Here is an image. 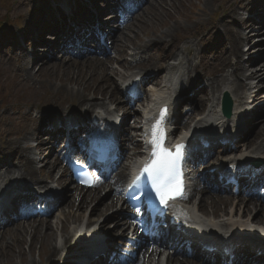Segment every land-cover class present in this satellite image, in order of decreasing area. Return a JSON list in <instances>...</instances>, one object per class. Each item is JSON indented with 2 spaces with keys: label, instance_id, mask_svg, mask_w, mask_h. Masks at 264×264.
<instances>
[{
  "label": "bare ground",
  "instance_id": "6f19581e",
  "mask_svg": "<svg viewBox=\"0 0 264 264\" xmlns=\"http://www.w3.org/2000/svg\"><path fill=\"white\" fill-rule=\"evenodd\" d=\"M181 1L147 0L146 4H148V7H146L145 10H142L147 14L141 19L140 25L137 28V33L133 38H131V35L127 36V32L131 31V24L134 19L122 29H118V27L115 28L114 25L111 26L112 30L108 34L109 39L113 40L116 52L121 54L120 61L122 62L123 67H125L124 63H126L122 57V55L126 53L124 50H128L130 46L137 47V44L140 43L139 39L142 35H144L145 31L150 27V24L153 21L160 20L163 15H168L170 18H175V14L179 10L177 3ZM206 2L209 4V0H206ZM152 3H155V5H152ZM30 4V0L26 2L25 0H19L18 2L14 3V6H16V8L21 12L26 13ZM61 5L66 6V3L62 2ZM225 9L229 12L227 15L228 18L233 22V26L236 27L233 29L230 27V25L226 24L224 20L221 23V28L226 32V36L231 39L232 45L230 50L227 52V57L224 60L223 68L221 69L220 73H225V69L227 68H231L233 72L230 74V76L222 75L221 79L213 78L210 94L208 93V89H201L203 93L198 95L197 98L204 109L206 101L211 103V111L208 116L204 117L198 122L200 126H194L192 133L194 136L200 134L199 128L203 127L204 124L209 125L210 118L214 119L212 123H215V118L219 119V126L222 123H224V125L229 124V122L225 120L226 117L219 113L220 99L224 91H228L234 100H237H235L236 105L233 114V119L237 122L238 119H243L245 117L244 115L242 116L241 109L247 107V100H253L254 102L256 99H258V93L255 92V89L258 88L255 87L256 84H246L240 81V79H244L246 81H257V85L263 84L262 77H264V67L261 68L260 66L256 65L259 62H264V54L257 58L250 67L244 65L241 60L246 56V53L245 56L243 55L244 48H249L250 51H256L257 47L264 45V38L259 39L262 37V34H264V20H259L257 24H255L257 26L260 24L259 30H255L257 28L255 27L254 23L251 24L252 21L247 22L246 19L240 18V14L237 11L238 9L236 8L235 3L227 6ZM85 14L89 15L90 13L86 12ZM138 17H140V14L136 15V19ZM191 19L192 17L189 16L187 21L190 22ZM115 21V19L112 20L110 24H113ZM195 25H200V23L197 21L195 22ZM216 26L217 25L214 22L209 28ZM245 27H248L247 30H251L248 34H244V32L247 31H244ZM185 31L190 33L191 28L185 26L183 23L176 22L173 26H168L167 30L163 33L157 34L156 32H152L148 42L140 43L138 48H135L138 53L145 52L147 54V62L153 67L151 69H156L154 64L159 62L162 67L165 63H167V67L163 72V76H165L164 78L167 84L170 83L172 85V82L174 81L173 77L177 76L176 72L179 69L184 72L183 75L179 76L180 80H184L186 76L188 77L192 73H198V66L200 67V63H197L199 62L200 56V37H192L191 34L189 39L194 38L195 41H198V44L186 42L189 40L187 39L184 43V48L179 50L180 54H182L183 51H186V53L192 57V60L185 63V60L181 58L182 55L179 54L175 56V51L178 50L176 45L180 41L178 35L185 33ZM166 39H169V41H166ZM254 41L255 43L253 44ZM11 42L12 41L9 40L7 43ZM54 45L55 44H52L51 49L56 48ZM150 48H158V52L168 49L169 53H167L164 57H157L155 55L156 52L148 50ZM17 51L21 52V56H19L17 61L24 63L20 69H17V78L21 84H30L31 87L36 86L32 89L33 95L37 96V98L33 100V103L36 107L40 108L44 104H53V102H59L61 104L60 106L71 105L85 109L87 113L83 112L80 115L84 119L93 115L104 117L110 115L114 116L115 118L118 117L116 114V109L113 110L112 105L118 100L122 102L123 99L120 94L115 93L112 90V88H115L114 83L106 75L107 72L110 71V69L107 68L109 59L106 61L88 59L83 60L85 62L82 63H76L74 61H67L63 59V62L67 63L65 66L57 63L46 65L42 67L36 74H33L28 70L27 58L25 53L22 51V47ZM168 60L174 62L177 61L176 63H178V65H169L167 62ZM3 64L4 62L0 61V66ZM97 73H100V75H98V79L96 77ZM101 73L104 74L103 77L101 76ZM113 73H115L117 76L119 75L117 74L118 72L113 71ZM259 76L261 77L258 78ZM105 78L111 82H108V80ZM231 78H234L232 81V87L234 88L233 91L229 87V80ZM155 79L150 80L148 83L155 81ZM95 81L98 84L93 85ZM20 83H18L19 85H17V87L23 88ZM156 83L159 85V80H156ZM91 88L106 95L101 96L103 101L94 102V97H88L86 94H84L85 92H89ZM168 92V87L163 90H155L152 92V98L150 100L152 103L149 106L144 107V114L141 116L142 120L154 115L155 112L153 111V108L157 100H159L158 102L161 101L160 96L161 99L165 101L164 103H167V100L169 101ZM10 119L11 118L5 116L3 117L2 122ZM50 120H53V118L50 117L49 122H51ZM188 121L189 120H186L184 122V127H187L190 130V126H187ZM29 123L34 126L35 120L29 117ZM111 131L112 130H110V132ZM137 131L140 134L139 137H141L143 134V127H138ZM185 135L187 136L186 132ZM32 137H36V133L22 135L15 141L11 139L0 145V155L2 154V151L5 153L6 151H10L12 155L10 156V161L8 157H4L0 160V165H2L1 173H3L4 176V178L1 176L0 180L7 179V181L10 182L13 179L15 183L18 184L15 187L16 189L21 186L20 183H31L34 186L38 185L40 187H47V184H45L47 181H53L58 186L65 187V172L63 171L62 167L58 166L56 163L52 165V169L50 170H48L47 167L42 171L37 170L36 167L38 161L36 154L29 146L23 147V141L29 140ZM183 138L186 139L184 136ZM252 140L253 142L251 143H254L253 145H255V143L259 144L253 148L252 152L240 155V158H247L248 156H253L254 154L259 155L264 153V122L258 127L255 134L252 135L251 141ZM46 148L48 147L44 146L43 144L38 146L40 155H43V152ZM12 159L16 160L15 166L11 165ZM57 169H59L58 174H61L59 176L54 175ZM120 179H122V176L117 178V180ZM7 181L5 182L8 183ZM10 183L12 184V182ZM23 187L28 188L26 185H23ZM103 193H109L110 195L108 194L107 197L109 196L108 198L111 199L114 196V199L109 200L108 204L102 199L93 209L92 214L88 215L86 213H89V209H87L88 203L96 202L100 196L103 195ZM116 194L117 192L110 186H102L99 192L88 195L84 194L83 196L82 194H79V192H75L71 194L70 197L67 196L68 199L64 203V206L69 209L76 207V195H78L77 197L79 205L77 206V210L74 211L75 213L72 215H67V219L64 223L59 224L56 227H52L50 222L43 224L34 223L33 225H28L31 224L28 223L23 225L25 227L22 228L17 226L14 228V230L18 231L19 236L15 238L11 237L9 241H3L6 237V234H3L0 241V264H49L50 262L51 264L70 263L75 253H73L70 257L65 256L67 250L71 244L75 242L76 238L80 242L84 240H93L97 236L94 234L96 230L99 236H105L104 229L107 228L103 224L99 223V220L101 217H103L104 213L106 215L109 214L113 209H116L118 203L123 202V200L116 198ZM195 194L196 191L193 194V198H191V202L194 205L189 203L186 221L189 227L199 228L204 226V229L207 233L203 234L204 236L210 235V233L216 229H225L240 233L252 232L254 234L264 235V217L262 216V210L258 211L255 208L252 209L250 208L251 206L247 205L248 203L245 205L244 202L241 201H232V199H230V201L227 200V197H219L218 195L211 194L209 192H206V195L202 197L198 194L195 196ZM196 198L200 200L194 202L193 200ZM115 199L116 203H114ZM253 211H256L255 215H252ZM204 215L208 217H205ZM216 217L218 218L216 219ZM111 225H113L111 228V231H113L119 227L120 223L118 224L117 222H113L111 220ZM27 236L30 238L29 243H27ZM59 238L60 243H58ZM26 244H28L29 247L28 252L24 250V246ZM37 246L40 247L38 252L40 262H37L33 258V254L37 250ZM155 257L156 253L149 256V260H151L150 264H154L152 262ZM17 260L19 262H17ZM177 261V259L171 260L169 257L167 264H194L192 261H184L181 263ZM260 262H262V260ZM155 264H162V262L158 261Z\"/></svg>",
  "mask_w": 264,
  "mask_h": 264
},
{
  "label": "rangeland",
  "instance_id": "374dc122",
  "mask_svg": "<svg viewBox=\"0 0 264 264\" xmlns=\"http://www.w3.org/2000/svg\"><path fill=\"white\" fill-rule=\"evenodd\" d=\"M19 0H0V36H4L7 31H10L11 33H15L20 31L21 28L25 27L26 30H29L32 28V24L30 25L28 24V15L27 12L26 14L21 12L20 10H18L16 8V6H14V3L18 2ZM181 1V0H179ZM236 3L237 7L239 8V12L242 13L241 11V3L243 2V0H209V4L206 2V0H182L181 2L177 3V7L179 8L178 12L175 14V18H170V16L168 15H163L160 20H156L153 21L150 24V27L145 31L144 35L141 36L140 43H146L150 40V36L152 34V32H156L158 33H163L167 30L168 26H173L176 22H180L185 24V26L191 28L190 33L185 31V33L179 34L178 38L180 39V41L178 42V44L176 45L178 47V50L175 51V56L179 55V50H181L182 48H184V43L187 39H189V36L192 34V37H200L201 39V43L203 44V36L204 34H208V32H210L209 28L214 21L216 22V28L220 29V31H222L221 29V20H223L224 17H221L220 15L224 12L225 8L229 5H232L233 3ZM211 4V5H210ZM152 5H155V3H152ZM144 11H142V13H140V17H138L136 20L133 21L132 25H131V31L127 32V36L131 35V38H133L135 36V34L137 33V28L140 25L141 19L147 14V13H143ZM23 14L26 15V17H23ZM243 14V13H242ZM192 17L191 21L188 22L187 18L188 17ZM220 16V18H219ZM23 17V18H22ZM198 17V18H197ZM225 19V18H224ZM199 22L200 25H195V22ZM229 19H226V23L228 22ZM230 24V23H229ZM3 32V33H2ZM3 34V35H2ZM166 41H169V39H166ZM186 42H191L193 44H198V41H195L194 38H191L189 40H187ZM137 44V47H133L130 46L129 49L124 50V60H127L126 63H124L125 67H123L122 62H120L119 60L121 59V54L120 56H118V53H116V58L111 60L110 59V64H108V68L110 69V71L107 72V77L113 81L114 83V89L112 88V90L115 93L119 94L120 90V86L119 84L124 81L123 79L120 78L121 74L125 76H129L130 72L127 69L129 63L132 65V68L135 69L137 67V65H144V68H148L149 70H153V72L157 71L158 75L161 76L163 74L164 69L167 67V63H165L163 65V67L161 66L160 62L155 65L156 69H151L153 68L152 66L150 67V65L148 63L142 64L144 63V60L147 58L146 54H141L138 53L135 48H138L139 44ZM200 43V44H201ZM225 43V42H224ZM224 43H222V45H224ZM28 42L26 41L24 46L27 47ZM30 48V45H28ZM0 48L2 49V51H0L3 55V57H5V54H8L9 50L7 45H1L0 44ZM39 47H36V51L38 50ZM226 49V46L223 48V50ZM28 50V49H27ZM32 50V49H31ZM149 51H153L156 52V56L157 57H164L167 53H169V50H161L160 52L159 49H155V48H150L148 49ZM264 52V51H263ZM38 54L41 55L40 52H37ZM145 53V52H144ZM252 54H257V52L255 53H250V55ZM17 55V54H16ZM122 55V57H123ZM181 58L183 60H185V63L187 61L192 60V57H190L186 51H183ZM156 58V57H155ZM171 60V59H169ZM167 61L168 63L170 61ZM57 62H60L59 60ZM197 63H201L202 65L199 67L198 70V74H200L201 72L203 73V76H209L210 73L215 72L216 70H218V68L213 69L208 67L207 64H210V62H208L206 59L205 61L202 62H197ZM13 64V61L12 63ZM63 66H65V63H60ZM170 65H174L176 64V62H170ZM42 65H35V73H37V70L41 67ZM12 66H10V68H1L0 67V145L3 143H6L9 140H17L18 138H20L23 134H32L36 129V125L40 126V124L38 123V119L36 120L37 124L35 126H33L32 124L29 123L26 114H25V110H31V115L28 116L35 118L38 116H42L43 119H45V117H50L52 115H56L57 113H62V112H70V111H82L83 109H81L80 107L77 106H71V105H63L60 106L61 104L59 102H53L49 103V104H44L42 105L40 108L36 107L33 103L32 106L28 107V100L30 98H37V96H34L32 91H30L28 88L24 87L19 80L14 76L13 72H12ZM64 69V68H63ZM114 72H118L117 74H119L118 76L113 73ZM196 74V73H195ZM98 75H100V73H97L96 77L98 79ZM192 75V74H190ZM59 76V74H58ZM101 76L103 77L104 74L101 73ZM194 76V75H193ZM107 79V78H105ZM108 80V79H107ZM108 82H111L108 80ZM162 83V81H160ZM18 83H20L23 88L17 87V85H19ZM98 84L96 81L93 83V85ZM156 81L155 84H152L153 86H149L147 89L149 91L154 90V88H158L160 86L156 85ZM86 86V85H84ZM101 86V85H99ZM113 87V86H112ZM101 88V87H100ZM81 89V88H80ZM264 90H261L260 93V99L261 97H264L263 95ZM84 94H86L88 97H94V102H99V101H103L101 96H106L103 93H100L98 91L93 90V88L90 89L89 92H85ZM263 95V96H261ZM39 96V95H38ZM149 98V95H148ZM118 99V98H117ZM34 100V99H32ZM31 101V100H30ZM116 107H121L123 105V101L122 104L120 102V100L115 101L114 104ZM71 106V107H70ZM85 110V109H84ZM135 111H137V107L135 108ZM20 112H22L21 114H19ZM23 114L25 115V117L23 116ZM7 116L8 118H13L11 121L7 120V121H3L2 119L3 117ZM42 122V121H39ZM31 146V145H30ZM10 151L7 152V154H9ZM41 164H38V166ZM51 166V165H49ZM48 170H50V167H48ZM91 204V203H90ZM90 204L88 206H90ZM88 209V208H87ZM93 210V209H92ZM69 211V210H68ZM66 211V213H61L58 217V219H54L53 221L50 222V225H52V227H56L59 224H62L65 216L66 215H72L73 212H69ZM88 212H86L88 215H91L90 210H88ZM85 213V214H86ZM252 215H255V213L253 212ZM264 217V216H263ZM67 218V216H66ZM262 220V219H261ZM105 223V220L103 221L102 224ZM106 225H108V223H105L104 226L106 227ZM18 231H12L10 233L7 234V236L4 238L3 241H9L10 238H15L18 237ZM27 243H29L30 238L27 236ZM0 241H1V237H0ZM58 243H60V238L58 239ZM75 246L76 245V240H75ZM39 246H37V250L35 251V253L33 254V258L37 261L40 262L39 260ZM24 250H26V252H28L29 247L28 244H26L24 246ZM73 251V246L70 247L69 250H67L66 252V256H71V253ZM17 262H19L17 260ZM51 264V262L49 263Z\"/></svg>",
  "mask_w": 264,
  "mask_h": 264
},
{
  "label": "snow or ice",
  "instance_id": "6c2138e0",
  "mask_svg": "<svg viewBox=\"0 0 264 264\" xmlns=\"http://www.w3.org/2000/svg\"><path fill=\"white\" fill-rule=\"evenodd\" d=\"M161 126V120H157L153 125L150 141L151 158L144 166L142 174L146 181H150L151 190L159 199V203L168 207L170 201L183 198L184 195L182 174L178 166L183 145H176L173 151L163 144L161 141L164 133Z\"/></svg>",
  "mask_w": 264,
  "mask_h": 264
}]
</instances>
